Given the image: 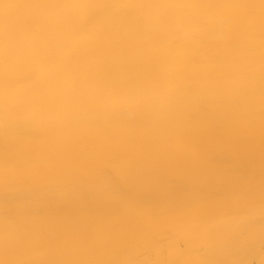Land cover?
<instances>
[{"label":"bare ground","instance_id":"obj_1","mask_svg":"<svg viewBox=\"0 0 264 264\" xmlns=\"http://www.w3.org/2000/svg\"><path fill=\"white\" fill-rule=\"evenodd\" d=\"M0 264H264V0H0Z\"/></svg>","mask_w":264,"mask_h":264}]
</instances>
